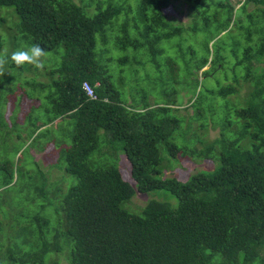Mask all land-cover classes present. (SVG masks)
<instances>
[{
  "label": "trees",
  "instance_id": "trees-1",
  "mask_svg": "<svg viewBox=\"0 0 264 264\" xmlns=\"http://www.w3.org/2000/svg\"><path fill=\"white\" fill-rule=\"evenodd\" d=\"M119 1L0 0V12L12 14L6 25L0 16V54L30 43L46 51L62 48L45 77L32 83L42 97L22 86L13 93L15 83L5 87L12 94L0 110L1 148L17 158L1 155L0 188H49L32 147L57 151L54 163L42 160L73 179L63 194L58 186L48 190L55 195L49 236L36 213L11 234L2 233L0 220V264H264V0ZM182 1L194 16L186 26L163 11ZM169 49L180 60L166 57L162 89L171 99L163 102L137 98L139 85L126 94L123 67L115 78L98 59L106 55V61L124 64L133 51L155 60ZM16 68L23 66L9 59L0 85ZM217 72L232 83L221 85ZM240 79L247 90L232 102L227 96L238 94ZM85 80L94 98L86 94ZM178 83L190 91L199 127L206 129L207 117L215 116L220 129L212 140L183 127ZM162 150L178 162L208 158L212 167L197 166L185 179L165 176ZM28 151L37 166L31 170L21 164ZM120 151L130 163L129 178L118 163ZM155 189L168 190L177 205L150 198L138 212L125 207L136 193Z\"/></svg>",
  "mask_w": 264,
  "mask_h": 264
},
{
  "label": "rangeland",
  "instance_id": "rangeland-1",
  "mask_svg": "<svg viewBox=\"0 0 264 264\" xmlns=\"http://www.w3.org/2000/svg\"><path fill=\"white\" fill-rule=\"evenodd\" d=\"M80 3L81 0H75ZM117 2H121L119 0H116ZM235 1V0H233ZM239 4H237L235 7L237 8ZM163 11L167 15L169 19H173V22H182L186 25L191 23L193 21V15L190 14L191 8H188V3L185 1L180 2V4L175 5H169L166 8H163ZM0 16L7 18L5 25L9 22V20L12 18L11 12L6 13L5 11L0 12ZM119 22L124 21V19H119ZM188 33V32H184ZM204 36V34L200 33L198 34L199 37ZM99 37V35H98ZM109 42V40H108ZM99 43V41H98ZM110 43L113 44V39L110 40ZM226 43V42H225ZM31 44V43H30ZM28 45V44H27ZM165 43H162V46L165 47ZM26 45L22 44V47ZM98 46V45H97ZM96 46V49H97ZM49 53L48 58L45 60V67L42 70H38L32 66L29 65H23L22 71L19 69H15V71L10 75L11 80H3L0 87L1 89H5V87L8 86V84L15 83L13 86L14 92L19 88V86H22L29 94H35L32 97L36 96L39 92H41L40 96L44 93L42 90H39L37 86H33L32 83L34 82L35 78L36 81H39V79H43L45 76L42 74V72L49 70L51 67V64L55 63L60 59V55L62 52V48L58 47L55 50L47 51ZM112 52V51H111ZM113 53V52H112ZM118 53V52H116ZM133 51H130V61L126 62L124 64H117V61L113 58L110 61H106V55H100L101 58L98 59L104 63L107 68L109 69L108 72L112 73L115 78H118L120 76V72L118 69L120 67H123V78L126 79V85L128 90L125 92L126 94L129 92L130 88L132 87L130 85H139L143 89L136 94L135 96L137 98H143L144 96H148V99L158 102L168 101L171 99L170 96H167L164 94L162 89V83L168 81V66L165 64L166 57H172L176 60H180V56L176 55L175 49H169L167 52L158 54L155 58V60H149L146 59L147 56L143 55H132ZM137 54V53H136ZM119 57V55L117 56ZM139 57L140 60H145L141 65L131 63V61L135 58ZM208 65H206L203 69L207 68ZM202 69V70H203ZM217 75L221 85L226 86L230 83H232V79L224 77V74H220L217 72ZM139 79V83H134V78ZM206 82H210V84H213V79L210 77L206 80ZM212 82V83H211ZM166 83V82H165ZM6 84V85H5ZM240 84L242 87L240 88L238 94H229L227 96L230 101L235 102L237 100L241 101L240 98H237L238 96H243L246 92L247 88L243 84L242 80L240 79ZM5 85V86H4ZM176 85V92L175 96L178 100V103L180 104V107L178 108V114L182 115L184 117V125L183 127L188 132V134H191L193 132H196L197 135L194 134V136L197 138L199 135L202 140H205V142L212 140L215 136H217L219 132V126L217 124H214L212 122L211 118H214L215 116L209 115L206 120V129L203 127H199L200 121L193 116V108L188 105L189 97L191 94L189 93V89L186 88L185 92L182 90L181 85ZM134 91V90H133ZM12 94V92H9L8 88H6L4 91H0V110L1 106L3 107V104L5 103V97H9V95ZM42 97V96H41ZM18 96L15 97V100H13V108L12 112L15 111V113H18L19 111V105H15V101H17ZM153 99V100H152ZM220 99V98H219ZM43 104H46V101L44 98H42ZM7 102V101H6ZM25 107H27L28 103L26 101L24 102ZM219 104V102H218ZM32 105V103H31ZM20 112H23V110H20ZM9 114V111L7 112V115ZM11 133V132H10ZM176 138L175 140L177 142H180V139H182V136L179 134L180 130L176 132ZM5 137H9V134H6ZM179 138V139H178ZM193 138V137H192ZM194 139V138H193ZM5 141V139H3ZM190 140H187V145L191 143ZM195 146L197 148L203 147L202 142L198 141L197 139L194 140ZM184 143H186L184 141ZM2 144V138H0V157L1 155L3 157L11 158L13 157V161L16 162L17 155H14V152L10 150H5L1 148ZM193 145V144H192ZM10 146V145H9ZM8 146V147H9ZM31 148V147H30ZM21 151V150H20ZM31 152L33 157L35 155V159L37 162H39L41 168L44 172L48 173V186L49 188L42 189L39 186V189L37 191L31 187H22L21 184H17L14 189L11 188H0V220L2 221V233L3 234H11L13 228H18L21 226L24 222L26 223L27 220H29L28 217L31 218L32 214H37L40 216L42 221L40 224H43L42 230L45 231L46 235L49 236V222H52V211L53 208L51 206L52 202L54 201V194L53 192H50L49 189H54V186H58L61 188V194L65 193L70 185V183L73 181L70 174L66 173L63 169L60 167L56 168H50V162L54 163L55 160H57L56 154L57 151H48L46 153H43L41 150L32 147ZM31 153H28L23 155L21 158V164L25 166L26 169L31 170V168L37 167L36 164L33 162L34 158L30 156ZM162 155L164 156V159L162 161V165L165 167L163 171V175L165 176H176L180 179H185L188 175H190L191 172L194 171L195 167L197 166H203V167H212V161L208 158L204 159L202 162H196L188 157L181 158V161L178 162V159L174 157L167 156L164 151L162 150ZM120 159L118 160V163L121 165L122 173L125 178H129V165L127 158L123 154V151L119 152ZM42 159H47L50 162L45 163ZM23 168V169H25ZM30 173V172H29ZM27 180V177L20 178V182H25ZM46 190V191H45ZM20 197H23L24 199L22 202H19ZM150 198H156L160 200H165L171 202L173 205H177L178 200L177 198L171 194L168 190L165 189H155L152 191H149L147 193H136L134 195L129 204L128 202H125V207L131 211V212H138L142 205H144ZM43 201L45 203V206L38 205V203L35 202V200ZM128 204V205H127ZM141 206V207H140ZM44 217L49 218L47 224L45 225L43 220ZM47 260V258H45Z\"/></svg>",
  "mask_w": 264,
  "mask_h": 264
},
{
  "label": "clouds",
  "instance_id": "clouds-1",
  "mask_svg": "<svg viewBox=\"0 0 264 264\" xmlns=\"http://www.w3.org/2000/svg\"><path fill=\"white\" fill-rule=\"evenodd\" d=\"M48 56L49 53L36 43L18 48L12 51L10 56L7 53L0 54V76L4 74V67L9 59L17 66L30 65L42 70L45 67V60Z\"/></svg>",
  "mask_w": 264,
  "mask_h": 264
},
{
  "label": "built area",
  "instance_id": "built-area-1",
  "mask_svg": "<svg viewBox=\"0 0 264 264\" xmlns=\"http://www.w3.org/2000/svg\"><path fill=\"white\" fill-rule=\"evenodd\" d=\"M83 88L85 89L86 91V94L90 97H95V93L93 92V88L92 86L90 85V83L88 81H83Z\"/></svg>",
  "mask_w": 264,
  "mask_h": 264
}]
</instances>
